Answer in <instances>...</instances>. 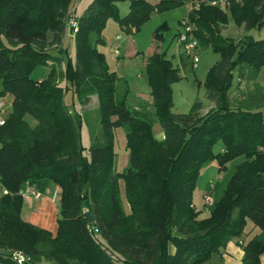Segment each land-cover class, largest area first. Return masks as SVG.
<instances>
[{"label":"trees","instance_id":"1","mask_svg":"<svg viewBox=\"0 0 264 264\" xmlns=\"http://www.w3.org/2000/svg\"><path fill=\"white\" fill-rule=\"evenodd\" d=\"M75 2L0 0V97H11L0 124V251L11 254L0 252V264H200L232 239L243 250L240 264H260L264 85L257 78L264 68V39L245 33L236 40L221 29L228 13L245 29L264 25V0H129L122 15L114 0H90L80 14L74 13ZM185 2L191 34L219 54L205 80L213 105L202 112L195 102L189 112H173L170 85L180 78L179 68L164 50L154 49L144 65L151 108L163 133L156 138L150 120L116 98L118 78L98 48L100 31L114 16L132 33L152 10ZM68 25L74 34V63L64 58ZM39 64L51 65L45 78L31 76ZM237 70L252 89L231 98ZM68 89L82 104L89 94L97 95L101 131L91 135L88 147L80 141L81 112L63 100ZM26 114L35 118L34 125ZM117 126L125 128L129 151L121 171L114 167ZM217 141L222 145L214 152ZM240 155L245 159L235 165L221 197L202 215L192 201L200 167L213 157L223 167ZM24 181L34 189L49 183L57 187L55 234L20 216ZM247 218L258 231L244 237Z\"/></svg>","mask_w":264,"mask_h":264},{"label":"rangeland","instance_id":"2","mask_svg":"<svg viewBox=\"0 0 264 264\" xmlns=\"http://www.w3.org/2000/svg\"><path fill=\"white\" fill-rule=\"evenodd\" d=\"M90 0H76L74 5V13L80 14ZM118 13L120 15L127 12L129 0H114ZM189 4L187 2L179 4L165 10H152L148 19L144 21L137 30L129 33L119 24L114 16H109L101 29L102 42L98 44V48L103 53L105 63L109 70L114 71L118 80L116 83V98H123L128 107L135 111L139 116L147 117L150 120V128L153 135L161 137V125L151 108L152 96L144 62L154 49L164 50L166 56L171 59L172 64L178 66L180 78L173 81L170 85L171 99L173 102V112H189L195 102H200L201 111L205 112L213 102L207 95L205 80L209 68L219 59V54L214 51L210 44L197 43L196 50L198 53L197 66L193 67L191 57L184 54L174 35L178 29L182 28V21L188 15ZM227 24L222 26V34L234 37L238 40L245 33L252 35L254 38L264 39V25L260 27H252L245 29L244 26L234 23L232 17L228 13ZM158 32V39H155ZM120 35L118 38L117 36ZM156 37V38H157ZM119 44L118 54L113 47ZM63 45L66 48L64 58H70L75 61V43L74 34L68 25L63 34ZM58 49H61V45ZM54 53L57 52L56 46H52ZM60 70V65H54ZM50 64H39L31 71L34 78H45L50 71ZM241 74L237 70V74L232 78V86L230 89V97H240L241 94L252 89L251 82L248 84L242 82ZM257 81L264 85V68L261 69ZM63 83V81H61ZM240 85H239V84ZM239 85V86H238ZM2 83L0 80V89ZM63 100L73 112L80 111L81 122L78 127L80 132V141L83 146L88 147L91 142V135L101 131L99 124L100 111L98 109V99L95 93L89 94L82 104L79 102L70 89L64 90ZM4 108L6 114L9 110L8 102L5 101ZM134 108H137L136 110ZM6 114L2 118L5 119ZM25 119L31 125L36 123L32 115L26 114ZM125 128L117 126L113 130V151H114V167L116 170H123L129 163V151L125 144ZM221 141H217L214 146V152L221 147ZM245 157L243 155L236 156L224 164L222 167L215 157L207 160L199 169L195 178L192 201L196 207L201 209V214L206 215L214 201H217L233 172L235 165ZM29 185L24 181L21 190L24 193L28 190ZM41 193L39 199L30 197L23 198L19 206L20 216L38 226L49 230L55 234L57 229V217L59 216V195L52 198L53 193H58L57 187L53 183L37 189ZM3 187L0 183V194ZM119 191L125 211L129 210V206L125 201L123 194L122 181H119ZM207 195L208 200L205 198ZM258 231L257 226L247 218L243 235L250 236ZM264 259V253L261 254ZM201 264H221L218 253L211 256Z\"/></svg>","mask_w":264,"mask_h":264},{"label":"built area","instance_id":"3","mask_svg":"<svg viewBox=\"0 0 264 264\" xmlns=\"http://www.w3.org/2000/svg\"><path fill=\"white\" fill-rule=\"evenodd\" d=\"M71 24L73 26H75V22L74 20H71ZM182 28L179 30L177 37V42L179 44V46L181 47V50L184 54L188 55L189 57H191V62H192V66L196 67L197 66V61H198V53L196 50V46H197V41L196 39L193 37V35L191 34V30H192V25L190 23H188L185 19L182 21ZM118 38L120 37V35L117 36ZM115 52L118 54V47L119 44H114L113 45ZM4 99L3 96L0 97V124L3 122V114L6 113V109L4 108ZM23 197L25 198H29L30 195L33 196L34 198L39 199L41 197V193L34 188L28 189L26 190L24 193L22 192ZM56 196V191L53 193L52 198H54ZM205 198L208 200L207 195H205ZM21 258V257H20ZM19 258V260H20Z\"/></svg>","mask_w":264,"mask_h":264},{"label":"crops","instance_id":"4","mask_svg":"<svg viewBox=\"0 0 264 264\" xmlns=\"http://www.w3.org/2000/svg\"><path fill=\"white\" fill-rule=\"evenodd\" d=\"M3 99H4V102L5 101L8 102V106L10 107L11 97L9 95H5L3 96ZM134 109H137V108H134ZM162 136H163V133L161 134V137H158V138H162ZM28 188L31 189L33 187L29 186ZM218 256H219V261L221 264H240L243 258V250H242V247L237 243V241L232 239L226 243L222 251L218 253ZM260 264H264V259H261V256H260Z\"/></svg>","mask_w":264,"mask_h":264},{"label":"water","instance_id":"5","mask_svg":"<svg viewBox=\"0 0 264 264\" xmlns=\"http://www.w3.org/2000/svg\"><path fill=\"white\" fill-rule=\"evenodd\" d=\"M85 213H86L87 219L89 220L90 219V212L86 211ZM0 252L5 253V254H11L10 250H1Z\"/></svg>","mask_w":264,"mask_h":264}]
</instances>
